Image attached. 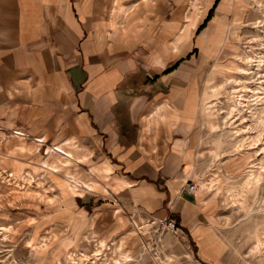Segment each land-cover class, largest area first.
I'll use <instances>...</instances> for the list:
<instances>
[{
  "label": "crops",
  "instance_id": "obj_1",
  "mask_svg": "<svg viewBox=\"0 0 264 264\" xmlns=\"http://www.w3.org/2000/svg\"><path fill=\"white\" fill-rule=\"evenodd\" d=\"M186 1L0 0V132L59 149L92 176L78 201L117 210L110 226L94 215L96 234H119L130 214L183 225L200 215L186 192L204 97L192 51L243 13L241 0H206L182 21Z\"/></svg>",
  "mask_w": 264,
  "mask_h": 264
},
{
  "label": "rangeland",
  "instance_id": "obj_2",
  "mask_svg": "<svg viewBox=\"0 0 264 264\" xmlns=\"http://www.w3.org/2000/svg\"><path fill=\"white\" fill-rule=\"evenodd\" d=\"M205 2H182V21L202 16ZM241 7L216 44L192 51L207 99L190 137L195 159L186 181L196 185L200 215L186 212L188 225L170 215L180 227L174 234L163 219L130 214L126 228L110 233L114 205L92 210L78 201L92 191L83 183L93 180L89 173L42 143L0 132V264H264V115L254 101L264 85V0H241ZM103 214L106 235L94 231Z\"/></svg>",
  "mask_w": 264,
  "mask_h": 264
},
{
  "label": "bare ground",
  "instance_id": "obj_3",
  "mask_svg": "<svg viewBox=\"0 0 264 264\" xmlns=\"http://www.w3.org/2000/svg\"><path fill=\"white\" fill-rule=\"evenodd\" d=\"M263 12V11H262ZM254 58H256V57H254ZM260 58V57H259ZM254 60V59H253ZM262 63V61H258V65H259V67H260V64ZM247 64H252V58H250L249 57V55H248V59H247ZM250 67H252V66H250ZM244 74H247V75H251V74H253V69H248V71H246V70H244ZM264 85H263V82H260L259 84H258V87H257V93L258 92H262V94L264 95V87H263ZM255 91V92H256ZM255 92H253V93H255ZM257 93H255V97H256V99L254 100L255 102H256V104H259V103H261V105L263 106V115H264V98L263 99H261L258 95H260V94H257ZM254 97V98H255ZM250 101V100H249ZM254 102V103H255ZM254 105V104H253ZM234 106V105H233ZM261 106V107H262ZM263 119H264V117H263ZM20 136H22L21 134H19ZM24 136V135H23ZM51 152H53V153H56V154H60L61 156H63V157H66L67 158V160H70L65 154H64V152L63 151H61V150H59V149H53V150H51ZM76 184V183H75ZM74 184V185H75ZM88 188L90 189L91 187L90 186H88Z\"/></svg>",
  "mask_w": 264,
  "mask_h": 264
},
{
  "label": "built area",
  "instance_id": "obj_4",
  "mask_svg": "<svg viewBox=\"0 0 264 264\" xmlns=\"http://www.w3.org/2000/svg\"><path fill=\"white\" fill-rule=\"evenodd\" d=\"M196 185L194 182H187L186 184V192L188 194H195L196 192ZM161 223H164L167 229H169L174 234H178L180 231L179 224L176 222V220L167 218L160 221Z\"/></svg>",
  "mask_w": 264,
  "mask_h": 264
},
{
  "label": "trees",
  "instance_id": "obj_5",
  "mask_svg": "<svg viewBox=\"0 0 264 264\" xmlns=\"http://www.w3.org/2000/svg\"><path fill=\"white\" fill-rule=\"evenodd\" d=\"M211 17H212V12L210 13V15L208 16L207 20L205 21V23L201 26L200 30H203L207 23L211 20Z\"/></svg>",
  "mask_w": 264,
  "mask_h": 264
}]
</instances>
